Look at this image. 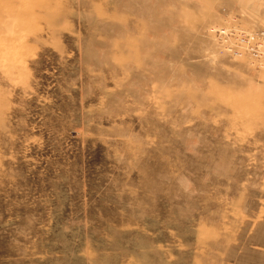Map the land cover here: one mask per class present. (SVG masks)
<instances>
[{"label":"rangeland","instance_id":"obj_1","mask_svg":"<svg viewBox=\"0 0 264 264\" xmlns=\"http://www.w3.org/2000/svg\"><path fill=\"white\" fill-rule=\"evenodd\" d=\"M234 31L264 0H0V264H264V43Z\"/></svg>","mask_w":264,"mask_h":264},{"label":"built area","instance_id":"obj_2","mask_svg":"<svg viewBox=\"0 0 264 264\" xmlns=\"http://www.w3.org/2000/svg\"><path fill=\"white\" fill-rule=\"evenodd\" d=\"M218 35L225 36L226 29H220L217 31ZM259 34L263 33H242L233 32L234 35V45L227 48V52L240 57L243 54V49L251 48L254 50V56L257 57L258 53L256 51L257 47H261L264 43V37L261 38ZM264 36V35H263Z\"/></svg>","mask_w":264,"mask_h":264}]
</instances>
